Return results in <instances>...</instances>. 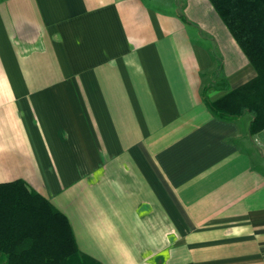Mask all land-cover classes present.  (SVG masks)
<instances>
[{"label":"crops","instance_id":"crops-1","mask_svg":"<svg viewBox=\"0 0 264 264\" xmlns=\"http://www.w3.org/2000/svg\"><path fill=\"white\" fill-rule=\"evenodd\" d=\"M255 76L210 0H0V183L100 264H264V129L204 98Z\"/></svg>","mask_w":264,"mask_h":264},{"label":"trees","instance_id":"trees-1","mask_svg":"<svg viewBox=\"0 0 264 264\" xmlns=\"http://www.w3.org/2000/svg\"><path fill=\"white\" fill-rule=\"evenodd\" d=\"M256 71V76L217 100L209 87L228 90L225 80L204 90L205 103L224 120L252 116L249 133L264 129V0H210ZM221 68L216 75L221 74ZM0 264H100L81 255L68 218L23 180L0 183Z\"/></svg>","mask_w":264,"mask_h":264}]
</instances>
